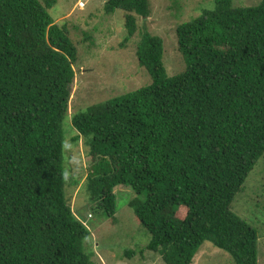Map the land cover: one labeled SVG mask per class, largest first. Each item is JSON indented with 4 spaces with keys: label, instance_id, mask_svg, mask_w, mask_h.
<instances>
[{
    "label": "trees",
    "instance_id": "obj_1",
    "mask_svg": "<svg viewBox=\"0 0 264 264\" xmlns=\"http://www.w3.org/2000/svg\"><path fill=\"white\" fill-rule=\"evenodd\" d=\"M56 2L0 0V264H95L85 218L66 196L77 50L68 23L49 14ZM213 2L177 25L185 69L168 75L162 38L138 27L149 0L105 1L106 14L124 12L121 46L139 31L135 54L151 81L71 116L93 162L90 208L115 221L114 188L128 186L150 235L138 252L165 264H190L204 241L232 264H257L256 232L230 206L264 154V0Z\"/></svg>",
    "mask_w": 264,
    "mask_h": 264
},
{
    "label": "rangeland",
    "instance_id": "obj_2",
    "mask_svg": "<svg viewBox=\"0 0 264 264\" xmlns=\"http://www.w3.org/2000/svg\"><path fill=\"white\" fill-rule=\"evenodd\" d=\"M105 1L57 0L48 10L55 21L68 23L69 37L77 50L68 115L63 122L64 168L69 177L66 196L74 214L85 218L91 236L86 238L84 246L94 252L91 259L95 264H165L158 252L146 249L138 252L146 246L150 235L129 206L134 193L128 186L120 184L114 188L115 221L99 218L90 208L84 183L93 162L84 136L79 135L78 140H73L78 134L71 123L74 112L93 103L111 100L151 81L150 74L138 64L135 54L139 31L121 46L125 36L124 12L116 9L106 14L103 10ZM259 1L233 0V4L254 5ZM149 6V16L138 17V27L142 32L162 38L165 69L168 75L179 73L185 69V61L178 49L176 27L197 17L203 9H213L214 2L149 0ZM85 32H89L91 39L83 38ZM230 208L254 228L257 235V264H264V154L249 172L242 192L235 196ZM126 249L134 250L135 254L126 256ZM190 264H232V257L209 241H204Z\"/></svg>",
    "mask_w": 264,
    "mask_h": 264
}]
</instances>
